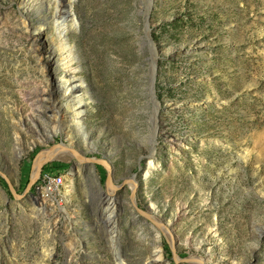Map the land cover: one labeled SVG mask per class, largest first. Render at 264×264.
Returning a JSON list of instances; mask_svg holds the SVG:
<instances>
[{
  "label": "rangeland",
  "instance_id": "1",
  "mask_svg": "<svg viewBox=\"0 0 264 264\" xmlns=\"http://www.w3.org/2000/svg\"><path fill=\"white\" fill-rule=\"evenodd\" d=\"M74 2L82 131L56 85L62 4L0 0V264H114L117 245L124 264H264V0ZM61 149L42 168L72 193L48 218L27 193Z\"/></svg>",
  "mask_w": 264,
  "mask_h": 264
},
{
  "label": "bare ground",
  "instance_id": "2",
  "mask_svg": "<svg viewBox=\"0 0 264 264\" xmlns=\"http://www.w3.org/2000/svg\"><path fill=\"white\" fill-rule=\"evenodd\" d=\"M56 3H60L62 4L61 6L63 7L60 10H58L61 14L57 15V19L54 20V26L56 29V32L58 34V38H59V47H60V52H61V57H62V65H63V70L64 73L61 74L59 76V78L56 80V85L58 86V88L60 90H62L63 94L66 96L67 99V103L66 106L67 108L69 107V110L71 111V120L73 122V124L80 130L82 131L84 129L83 126V121H82V113L83 110L80 108L81 104H86L87 102H84V96H86V94L81 90V86L82 83L74 78L73 72L74 69L72 68V62L74 61V57L72 56V51L71 48L66 40V32L71 29V28H75L76 26V17L75 14L72 11V5L73 3H75V0H54ZM23 2L25 4H28V0H23ZM151 62H152V68H151V74H150V80H149V91H150V100L153 103V108H154V112H153V121H154V125H153V132H152V138L154 139V136L156 135V114H157V109H158V103H156V100L154 99V95H153V78H154V63H155V57L152 54L151 56ZM47 99H50V96L47 95L46 96ZM50 104V103H49ZM51 105V104H50ZM50 107V106H48ZM51 110H48L47 112H49V115L46 116V118L49 119V121L51 122V120L56 123L54 124V126L52 127L54 130L53 132H59L60 128L59 126V122L57 123V116L54 115V111H52L53 109L50 108ZM41 114V112H39ZM54 113V114H52ZM40 119V117H39ZM42 119V118H41ZM33 120H35V118H33ZM46 121V120H45ZM43 125L46 124V122H44V119H42ZM58 124V125H57ZM46 126V125H45ZM49 136V135H47ZM66 136V135H65ZM60 147V146H59ZM154 147V146H153ZM153 147L151 150V154L150 156H152L153 154ZM62 148V147H61ZM59 149V148H58ZM56 151V150H55ZM54 150H51L49 152H46L42 155L39 156V158L35 161L34 164V169H33V174H32V180H34L39 172V167L40 165L44 162L43 160L47 159L49 156V154H55V155H64L65 151L64 150H57V152H55ZM43 161V162H42ZM46 161V160H45ZM148 164L144 170V179H146L151 173L152 170L154 168H156V164L153 160H148ZM131 181V180H130ZM133 183H131V187L135 188L134 185V180H132ZM107 186V185H106ZM116 189V187L112 186V187H108L107 193L108 194H102V198H103V204L105 205V211L106 214L103 215L105 216L104 220H108V223H111V227L109 229H111V241L113 246L115 245V239L118 237L115 236V232H114V226L116 225V220L115 219H111L112 214L115 212V206H114V202H115V196H114V190ZM72 193V177L69 174V176L65 177V182L63 183V197L66 199L70 198V195ZM33 206H35V210H37V212L42 213V215H46L49 218V214L46 213V210L44 209V207L41 206V204H35L33 203ZM60 206V205H58ZM60 211L65 212L63 207H60ZM78 220V219H77ZM155 226L160 225V221L157 218H153ZM76 222V221H75ZM80 223V222H78ZM107 223V224H108ZM82 224V223H80ZM157 224V225H156ZM170 226V225H169ZM158 228H160V230H162L164 233L166 231H169V229L167 227H164V229L161 228V226H158ZM156 229V228H154ZM157 233H159L158 230H156ZM155 232V233H156ZM114 251V260L115 263L114 264H124L123 261L121 260V255H120V248L119 246H115ZM151 260H149L148 264H161L162 262V252L160 248H154L152 250V254H151ZM176 259V258H175ZM161 262V263H160ZM164 264H168V263H164Z\"/></svg>",
  "mask_w": 264,
  "mask_h": 264
},
{
  "label": "built area",
  "instance_id": "3",
  "mask_svg": "<svg viewBox=\"0 0 264 264\" xmlns=\"http://www.w3.org/2000/svg\"><path fill=\"white\" fill-rule=\"evenodd\" d=\"M45 164L43 163L40 166L36 178L32 180L30 192L27 193V199L32 205L33 203L41 204L46 210H51V208L57 209V206H61V202L64 200L62 195L63 172L58 170L49 171L42 168ZM56 204L57 206L55 207Z\"/></svg>",
  "mask_w": 264,
  "mask_h": 264
}]
</instances>
